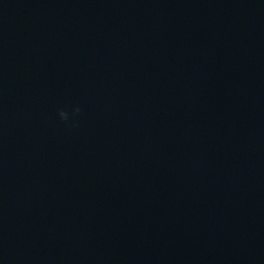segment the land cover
Returning a JSON list of instances; mask_svg holds the SVG:
<instances>
[{"label": "clouds", "instance_id": "9594fccd", "mask_svg": "<svg viewBox=\"0 0 264 264\" xmlns=\"http://www.w3.org/2000/svg\"><path fill=\"white\" fill-rule=\"evenodd\" d=\"M81 112V109L79 107H76L73 109V115H79ZM58 115L60 119L64 122H67L69 120V113L63 109L59 110Z\"/></svg>", "mask_w": 264, "mask_h": 264}]
</instances>
